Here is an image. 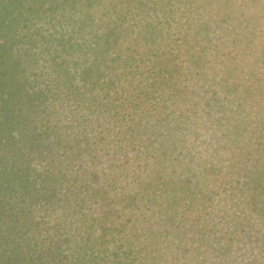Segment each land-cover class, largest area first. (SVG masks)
Listing matches in <instances>:
<instances>
[{"label": "trees", "instance_id": "obj_1", "mask_svg": "<svg viewBox=\"0 0 264 264\" xmlns=\"http://www.w3.org/2000/svg\"><path fill=\"white\" fill-rule=\"evenodd\" d=\"M0 264H264V0H0Z\"/></svg>", "mask_w": 264, "mask_h": 264}]
</instances>
